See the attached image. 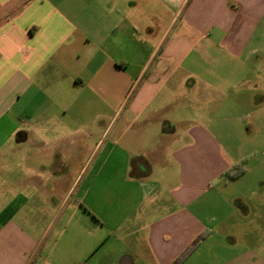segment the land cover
Returning a JSON list of instances; mask_svg holds the SVG:
<instances>
[{
  "label": "crops",
  "instance_id": "1",
  "mask_svg": "<svg viewBox=\"0 0 264 264\" xmlns=\"http://www.w3.org/2000/svg\"><path fill=\"white\" fill-rule=\"evenodd\" d=\"M263 57L264 0H0V264H181L198 239L192 264H257L228 257V174Z\"/></svg>",
  "mask_w": 264,
  "mask_h": 264
},
{
  "label": "rangeland",
  "instance_id": "2",
  "mask_svg": "<svg viewBox=\"0 0 264 264\" xmlns=\"http://www.w3.org/2000/svg\"><path fill=\"white\" fill-rule=\"evenodd\" d=\"M248 69L250 72L248 71V77L244 82L246 86L245 93L248 100L249 97L253 96L257 102L253 106L246 105L244 107L245 114L251 115V117L244 119L249 130L242 132L241 128L238 131L239 134L245 137V142L240 141L244 157L238 169H249V172L245 175L243 179L244 185L241 188L244 197L242 196V201L236 203L234 206L237 210L234 218L239 217L241 222L246 224L247 244L246 247L241 248L242 246L239 244L237 235L235 232H231L229 237L237 241V246L236 250L231 251L228 257L247 251L251 253L252 262L258 264L264 260V57L260 60H251ZM227 126L231 127V130H234L233 127H236L237 123L230 122V125ZM250 131H253L251 135L249 134ZM249 136H251V139L247 138ZM230 141L234 142V139ZM233 149H235L234 143ZM251 192H255L254 197L250 196ZM242 206L247 210L246 214L241 212ZM249 230V233L252 235L248 233ZM224 244L227 246L226 248H229L228 242ZM229 249L227 252L231 250ZM227 252H225V255ZM195 258V264H207L205 256L197 257L198 259ZM186 260L181 262V264H192L191 260Z\"/></svg>",
  "mask_w": 264,
  "mask_h": 264
},
{
  "label": "trees",
  "instance_id": "3",
  "mask_svg": "<svg viewBox=\"0 0 264 264\" xmlns=\"http://www.w3.org/2000/svg\"><path fill=\"white\" fill-rule=\"evenodd\" d=\"M245 172V170H240L238 169L235 173L233 174H228L231 178L236 179L238 177H240V175H242ZM201 243V239H198L196 241H194V243L192 244V246H190L183 254L182 256L179 258V262H183L184 260H186L193 252L194 250L198 247V245Z\"/></svg>",
  "mask_w": 264,
  "mask_h": 264
}]
</instances>
